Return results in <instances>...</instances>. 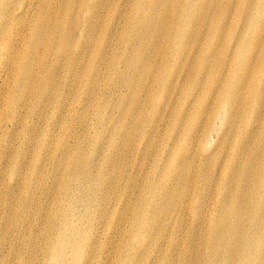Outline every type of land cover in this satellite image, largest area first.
<instances>
[{"label": "rangeland", "instance_id": "1", "mask_svg": "<svg viewBox=\"0 0 264 264\" xmlns=\"http://www.w3.org/2000/svg\"><path fill=\"white\" fill-rule=\"evenodd\" d=\"M123 1L106 0L101 10L107 9L110 13L109 10L116 12L120 8L124 14L127 13L125 21H117V23L126 22L123 27L126 25L125 28L127 29L131 21L138 24L141 20H146L134 12L132 1L126 5L122 4ZM148 1L150 3L147 4L146 8L155 11L156 14L152 16L155 32L150 34L148 38L151 42L148 45L149 48H146V52H149L157 63L161 62L167 67L162 78L166 94L159 100L157 98V101L162 102L172 98L169 106L173 112L175 106L181 103L183 88L189 85L192 79H195V71L199 72L201 66L203 76L205 75V78L208 76L209 80L211 74L214 71L217 72L216 83L220 87L224 78V90L227 89L228 78H230L229 89L235 86L232 77L234 68L237 70L242 68L243 71L248 69L249 74L244 80L250 84L254 83V92L251 93V98L247 102L242 97L237 103L239 107L245 108L247 106V117L243 115L244 108L236 110L232 115V121L224 124V142L221 143L217 140L218 134L211 133L205 142L193 145V149L190 150L189 154L190 158L194 159L192 163L190 161L189 163L181 162L166 167L167 172L172 170L175 173L179 168L191 177L192 187L198 196H180L178 191L173 192L172 187H165V176L163 174L165 169L162 171L169 159L170 139H173L169 135L171 130L167 126V121L165 122L168 110L160 109L154 112L140 126L136 122L140 114L139 111L143 110L142 113L147 115L149 113L148 107L147 109H141V106H139L129 113L125 109L121 114V109L130 104L136 95H140V93L132 91L139 85L142 86L140 100L143 101L145 96L143 90L149 86V81L141 84L137 80H130L126 82L127 86L120 87L115 92L114 105L116 104L118 108L112 111V107L115 106L110 107V111L106 115L109 121L103 119L100 121V125H96L95 133L92 132L96 138V145L95 150L91 151L92 147L85 140L86 127L91 122L97 123L99 119L96 118L94 109H87L88 104L85 105L86 113L83 121L78 120V115H81L84 111L83 108L71 106L73 110L68 112L71 105V97L67 98L69 85H65L62 78V109L60 107L55 109L45 100L40 104L37 116L27 117L29 103L26 102V96H21L17 100L18 106L16 109L20 114V120L7 123L6 117L9 115L10 107L6 101L12 89V84L9 85L8 83L6 71L1 70L9 65L7 58L3 59V65L0 67V137L2 138L6 131L9 134H7L8 138L3 137L2 145H0V229L4 226L3 219L5 217L2 204L4 201L15 204L10 195L6 193L10 188L15 191L14 198L22 196L23 194H20V192H23L24 188L27 194L34 196V201L31 202L29 209L15 208L12 226L8 234L0 236V250H2V243L4 244L3 254L5 257L3 264H18V260L15 258L16 253H13L14 248H18L15 241L17 235L27 234L30 229L36 235H43L44 233L55 235L56 230L60 229L62 240L73 243L79 239L77 232L73 230L74 227L76 229L78 227L86 228L87 230L83 232L78 229L79 235L84 233L88 236V239H95V242L105 244L106 248H103V251L97 249L98 254L93 259V264H153V260L154 264H162L168 262L169 258V262L173 260L171 264H178L181 258L185 260V264H204L205 255H208V251H204V249L207 247L208 239L210 240L213 236L210 233V228L214 226L217 233L221 230L220 218L223 214L222 210L219 211L217 208L219 200L223 198L220 187L224 182V189L232 186L234 193L237 189V184L230 180L232 170L236 169L233 157L237 158L240 153L243 155L247 150H251L250 159L253 162L257 148L260 144H264V96H261L263 91L258 90V88L264 86V12L260 14L261 18L258 23L252 24L255 35L252 36L251 41L254 45L246 48L247 58H240L245 51L246 29L248 26L251 27L250 20L253 18V14L261 10V5L259 7L255 5L257 0H196L192 17L183 24L175 14L170 17L172 10L176 8V0ZM114 3H121L117 5V10L116 8L113 9ZM223 4L226 15L219 17L217 11L220 10ZM180 5H183V3L180 2ZM210 7L213 8L212 11L205 14ZM212 12H214V16L211 15ZM155 16L156 19H153ZM49 17H52V12H48ZM160 19H163L169 27L167 31L171 30V32L184 24L186 25L187 34L181 43L172 46L171 42H166L169 35H167L168 33L159 32ZM108 21L116 26L115 22H111L108 17L103 20V23L106 22L107 24ZM212 24H220L218 31L215 33L210 32ZM24 25H28L27 21L24 22ZM21 30L24 31L23 28ZM173 33L170 34V38L173 37ZM11 52L12 49H10ZM0 58H3V53L0 54ZM85 59H90V55ZM106 59L100 56L94 58V67L97 71L109 72L110 69ZM253 67L257 69V72L252 71ZM34 68L37 69V67ZM80 70H83V68L79 67ZM237 72L238 74L241 73L240 71ZM67 73L68 71L62 68V77L66 76ZM74 74L69 73L68 75L72 78ZM59 77L58 75L54 79L50 78V80L58 82L60 81ZM114 77H116V74ZM99 78V88L94 89L96 102L105 97L104 92L108 87L105 74H102ZM35 82H38V80L32 79L30 84ZM172 82L176 83L174 89H171ZM118 85H120L119 81L116 83V86ZM73 87H75V84ZM168 90L169 96L166 97ZM202 90L207 92L203 99L210 101L217 95L218 86L203 88L202 85L198 88L194 97L201 98L203 96ZM4 96L5 101H3ZM84 101L86 102V100ZM260 104L261 110L259 111ZM186 105L185 98L183 107L186 108ZM258 111L259 123L254 121L253 118ZM40 113H42L41 118H39ZM115 120H117L116 127ZM226 120L229 121V117H226ZM66 124H69L68 129L63 127ZM219 125L218 122L214 127L217 128ZM91 127L92 125L90 131ZM128 132H131L132 136L127 139ZM261 133L263 134L261 135ZM201 134L202 132H200ZM258 137L261 138V141ZM44 142L50 147L48 161L44 158L40 161L41 156L45 157V152L38 151V147ZM234 142L237 144L235 148ZM122 143H125L124 146H122ZM83 145L86 153L91 158L88 172L85 175H95L97 167L110 171L112 165L117 166L115 170L116 179L110 182L105 181L104 184L106 187H111L113 181H115V185L107 192L108 205L106 207L93 208L91 206L89 208L86 206L80 200L83 191L80 185L76 184L74 178L64 174L63 171L62 177L60 176L56 158L58 159L61 156L64 160L75 152L78 146L81 148ZM165 149L166 151H164ZM203 150H206V154L210 156V158L208 157L210 164L207 166L210 176L208 178L200 175V167L195 168L197 158L204 155ZM20 151H22L23 157L19 158L18 156L15 160L21 164V169L18 171L17 176L11 177L9 175V169L13 170L11 157L16 156ZM36 157L40 161L41 169L37 172H31L30 166L33 162L35 163ZM154 167H156V171H154L155 169L152 171ZM83 179L85 180V178ZM183 179L184 175L181 178L180 176L171 175L168 184L170 186L179 185ZM20 184L22 190L19 191L18 186ZM86 184L87 186H83V189L88 187L89 183L87 181ZM153 185L156 186L154 190L157 191V195L162 196V200L160 197L159 202L162 201L163 205L172 207L177 205L173 203L178 202L179 204L173 209L171 217H167V213L158 215L159 220H161L160 218L165 219L162 222L163 235L156 234L158 233L157 226L154 228L151 226L149 232L145 234L146 237L140 240V250L136 253L137 256L133 257L131 253H135L138 248L134 247L132 251L129 248L130 232L137 229L133 224V217L139 202L142 199L146 201L147 194ZM206 189L208 190L207 194L202 196ZM60 191L62 193L59 194ZM85 193H87V197H92V194H98L99 192L90 189L85 190ZM54 196L59 199L58 204L62 209L61 214L62 217L67 216L66 220H63V218L62 220L49 218V214L57 206L52 202ZM186 196L191 197V202L190 200H188V203L184 201ZM171 197L172 201L169 202L168 200ZM191 203L192 208L193 206L195 208L199 206L202 209L199 218L195 217L193 211H188L190 208L188 206ZM225 209L226 207H224V216L228 210ZM212 220H215L217 224L212 225L210 223ZM214 240L217 242L218 238ZM174 245L176 246L173 248ZM22 247L27 248L28 245ZM216 255L215 264H219V250L216 251ZM85 256L89 255L86 254ZM22 258V264H42L45 260L41 252H38L35 258L31 257L29 252H24ZM64 263L79 264L77 259L69 262L66 260Z\"/></svg>", "mask_w": 264, "mask_h": 264}, {"label": "bare ground", "instance_id": "2", "mask_svg": "<svg viewBox=\"0 0 264 264\" xmlns=\"http://www.w3.org/2000/svg\"><path fill=\"white\" fill-rule=\"evenodd\" d=\"M131 1L133 2L134 12L146 20H141L138 24L131 21L127 29L125 28L126 25L123 27L126 22L117 23L118 20L125 21V15L127 14H124L120 8L117 10V5L121 3H114L113 9L116 8L117 11L112 12L109 10L110 13H108L107 9L101 10L106 0H0V54L3 53V58H0V67L3 65V59L7 58L9 65L1 70L6 71L8 83L9 85L12 84V89L6 101L10 107L9 115L6 117L7 123L20 120V114L16 109L18 106L17 100L21 96H26V102L29 103L27 117L31 115L37 116L39 106L45 100L55 109L59 107L62 109V78L65 85H69V95H67V98L71 97V105L68 112H72L73 108L71 106H78L80 109L83 108L84 111L81 115H78V120L83 121L85 120L86 113L85 105L88 104L87 109H94L95 116L99 119L97 123L91 122L86 127L85 133V140L92 147L91 151H94L96 138L92 132L95 133L97 129L96 125H100V121L103 119L109 121L106 115L110 111L109 108L114 105L116 98L115 92L120 87H125L126 82L130 80H137L141 84L142 82L147 83L149 81V86L143 90L145 92L143 101L140 100L142 86L139 85L132 91L134 93H140V95H136L130 104L121 109V114H123L125 109L129 113L139 106H141V109H147L148 107L149 113L147 115L142 113L143 110L139 111L140 114L136 122L140 126L154 112L160 109H164V111L168 110L165 122L167 121V126L171 130L169 135L173 139H170L171 143L168 149L169 159L162 168V171L165 169L163 173L165 176V187H172L173 192L178 191L180 196H198L192 187L191 177L187 173L185 174L179 168L175 173L172 170L167 172L166 167L170 164L177 165L181 162L189 163L190 161L192 163L194 159L190 158L189 154L190 150L193 149V145L205 142L211 133L215 132L218 134L217 140L221 141V143L224 142V124L232 121V115L236 110L244 108L237 106L240 98L244 97L246 102L250 100L251 93L254 92V83L250 84L244 80L249 74L248 69L243 71L242 68L238 70L234 68L232 77L235 86L229 89L230 78H228L227 89L224 90V78L223 84L220 87L216 83L217 72L214 71L209 80L208 76L207 78H205V75L203 76L201 66L199 72L195 71V79H192L191 83L183 88L181 103L176 105L172 112L169 106L172 98L162 102L157 101V98L159 100L166 94V88L162 84V78L167 67L161 62L157 63L154 57L149 52H146V48H149L148 45L151 42L148 38L150 34L155 32L153 30L152 16L156 12L146 8L147 4L150 3L148 0H124L122 4L126 5ZM180 2L183 5H180ZM263 2L264 0H257L255 3L256 7L261 5V10L253 14V18L250 20L251 27L248 26L246 29L245 51L244 55H241L240 58H247L246 48L254 45L251 41L252 36L255 35L252 24L258 23V20L261 18L260 14L264 12ZM195 6L196 0H176V8L172 10L170 17L175 14L181 21V24H183L192 17V11ZM212 9L210 7L205 14H209ZM48 12H52V17L48 18ZM217 14L219 17L226 15L224 4L217 11ZM211 15L214 16V12ZM107 17L111 22L114 21L116 26L110 24L109 21L107 24L104 22V24L103 20ZM153 19H156V16ZM26 21L28 25H24ZM219 25L212 24L210 32H217ZM158 26L160 33H168L167 35L169 36L166 38V42H171L172 46L181 43L187 34L185 24L173 31L175 33L171 32V30L167 31L169 27H167L163 19H160ZM22 28L24 31L21 30ZM123 29L124 31H122ZM171 33H173V37L170 38ZM10 49H12L11 53ZM88 55H90V59H85ZM98 55L101 58H107L106 63L110 69L108 73H103L95 69L94 58L99 57ZM34 67H37V69L35 70ZM79 67H82L83 70L79 71ZM62 68L68 71L67 75L63 77ZM254 68H252V71L257 72V69ZM77 71L81 73L79 74ZM237 71L241 73L238 74ZM69 73L75 74L71 78L68 75ZM102 74L106 76L108 87L104 92L105 97L96 102L94 89L99 88V77ZM115 74L116 77H114ZM58 75L60 76V81H53L52 79ZM50 78L52 79L50 80ZM32 79H36L38 82L30 84ZM118 81L120 85L116 86ZM74 84L75 87H73ZM175 84L172 82L171 89H174ZM202 85L203 88H215L218 86L217 95L208 101L203 99L207 92L202 90L203 96L201 98L194 97L197 94L198 88ZM258 90L263 91L261 93L263 97L264 86L258 88ZM192 91L194 92L190 95ZM188 95L190 96L187 97ZM168 96L169 90L166 97ZM185 98L187 103L186 108L183 107ZM3 101H5V96L3 97ZM180 105L182 106L181 109ZM114 106L112 107V111L118 108L116 104ZM246 107L243 110L245 117H247ZM260 110L261 104L259 106ZM259 111L256 113V116H252L254 121L258 123ZM41 117L42 113L39 115V118ZM226 117H229V121L226 120ZM218 122L220 125L217 128L219 129L214 127ZM114 123L116 127L117 120ZM63 127L68 129L69 124ZM60 128L62 129V127ZM229 131L231 130L229 129ZM200 132H202L201 135ZM7 134H9L8 131L5 132L3 137L6 136L8 138ZM131 136V132H128L126 135L127 139ZM3 137H0V145H2ZM258 139L261 141L260 137ZM124 144L122 143V146ZM84 145L81 148L78 146L77 150L64 160H62L61 156L58 159L56 158L57 161H55L58 163L60 176L62 177L63 171L64 174H68L69 177L74 178L76 184L80 185L83 191L80 200L86 206L89 208L91 206L93 208L106 207L108 205L107 192L115 185V181H113L111 187H106L104 184L105 181L110 182L116 179L115 170L117 166L112 165L110 171L97 167L95 175H85L88 172L91 158L86 153ZM236 146L237 144L234 142V148ZM49 148L46 142L38 147V151L42 150L45 152V157L41 156L40 161L43 158L48 161ZM205 151L203 150L202 152L204 153L203 156L197 158L195 168L200 167V175L208 178L210 176L207 166L210 164V156ZM21 153L22 151L19 154L17 153L16 156L11 157L13 162V170L9 169V175L11 177L17 176L18 171L21 169V164L15 160L18 156L19 158L23 157ZM250 154L251 150H247L243 155L240 153L237 158L233 157L236 163V169L232 170L230 180L237 184L236 192L234 193L232 186L224 189V182L220 187L223 198L219 200L217 208L219 211L222 210L223 214L220 218L221 230L217 233L214 226L210 228V233L213 236L210 240L208 239L207 247L204 249V251H208V255L206 254L204 258V264H215L217 250H219V264H264V144H260L257 148L253 162L250 159ZM40 161L37 157L35 158V163L33 162L30 166L31 172H37L41 169ZM171 175L175 177L180 176V178L184 175V179L179 185L170 186L168 182ZM83 178L89 183L85 189H83V186H87V184ZM151 188L150 190L152 192L149 190L146 201L142 199L139 202L133 217V224L137 229L134 232H130L129 248L132 251L134 247H138L135 253H131L133 257L137 256L136 253L140 250V240L146 237L145 234L149 232L151 226L153 228L155 226L158 227V233L156 234L163 233L162 222L165 219L160 218L161 220H159L158 215L167 213L166 216L171 217L173 209L179 204L178 202L173 203L177 205H173L172 207L163 205L162 201L159 202L160 197L162 200V196L157 195V191L154 190L156 186L153 185ZM90 189H94L101 194H92V197L88 196V198L85 190ZM18 190H22L21 184L18 186ZM163 190L164 188L162 189V193ZM207 192V189L204 190L202 196H205ZM6 193L10 195L15 204L5 201L2 204L5 217L3 219L4 226L0 229V236L8 234L12 226L15 208L22 207V210L29 209L31 202L34 201V196L27 194L25 188L23 192H20L23 195L17 198H14L15 191L13 188H10ZM224 194L226 195L224 196ZM190 196L184 198L186 203L189 202L188 200L191 202ZM168 201L171 202L172 197ZM52 202L57 206L49 214V218L59 220L63 218V220H66V215L62 217V209L58 204L59 199L54 196ZM192 203L191 205L189 204L188 207L190 208L188 211H193L195 217L199 218L202 209L199 206L197 208L193 206L192 208ZM224 207H226L225 210L228 209L225 216ZM210 223L212 225L217 224L215 220L210 221ZM78 229L82 230V232L87 230L81 227H78ZM78 229L73 228L79 237L73 243L62 240L60 229L56 230L55 235L49 233L36 235L32 229L27 234H23L22 236L17 235L15 241L18 248L15 247L13 253H16L15 258L18 260V264H22V255H24V252H29L33 258L36 257L38 252H41L43 259H45L42 264H65L64 261L66 262L67 260L69 262L73 259H77L79 264H93V259L98 254L97 249L103 251V248H106V246L104 243L99 244L98 241L95 242V239H88V236L84 233L79 235ZM215 238H218L217 242L214 240ZM24 245H28V247L23 248L22 246ZM3 251L4 244L2 243V250H0L1 264H3L5 257ZM115 253L117 252L115 251ZM86 254L89 256H85ZM169 260L162 264H171L173 262V260L171 262ZM178 264H185V260L181 258Z\"/></svg>", "mask_w": 264, "mask_h": 264}]
</instances>
